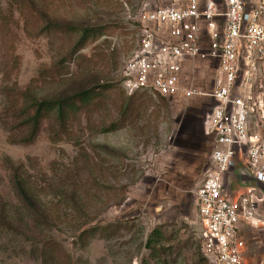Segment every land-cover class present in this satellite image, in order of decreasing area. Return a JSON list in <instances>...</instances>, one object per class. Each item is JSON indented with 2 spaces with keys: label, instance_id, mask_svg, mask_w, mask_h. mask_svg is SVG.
I'll list each match as a JSON object with an SVG mask.
<instances>
[{
  "label": "rangeland",
  "instance_id": "rangeland-1",
  "mask_svg": "<svg viewBox=\"0 0 264 264\" xmlns=\"http://www.w3.org/2000/svg\"><path fill=\"white\" fill-rule=\"evenodd\" d=\"M145 1L0 0V116L5 87L30 84L38 99H47L113 85L103 93L102 108L90 110L87 119L77 116L69 138L52 141L43 131L32 144L11 143L0 121V264H199L194 190L212 148L203 129L206 99L161 101L147 92L134 99L132 123L107 128L125 105L122 65L135 46L134 19ZM46 20L104 31L70 55L79 32L69 39L46 33L40 30ZM59 59L65 71L57 75ZM39 71L54 80L40 81ZM211 73L196 63L192 75L202 84ZM20 162L36 194L30 201L14 188ZM259 212L264 217V202ZM115 222L123 225L115 235L97 233L84 245L79 240L81 230ZM155 227L163 236L150 253L146 242ZM244 235L260 260L264 224ZM45 245L54 253L43 252Z\"/></svg>",
  "mask_w": 264,
  "mask_h": 264
},
{
  "label": "built area",
  "instance_id": "built-area-1",
  "mask_svg": "<svg viewBox=\"0 0 264 264\" xmlns=\"http://www.w3.org/2000/svg\"><path fill=\"white\" fill-rule=\"evenodd\" d=\"M134 20L121 87L206 99L213 146L194 190V234L208 264H248L240 225L264 224V0H149ZM196 63L214 69L210 88L192 75ZM237 167L245 181L231 184Z\"/></svg>",
  "mask_w": 264,
  "mask_h": 264
},
{
  "label": "trees",
  "instance_id": "trees-1",
  "mask_svg": "<svg viewBox=\"0 0 264 264\" xmlns=\"http://www.w3.org/2000/svg\"><path fill=\"white\" fill-rule=\"evenodd\" d=\"M42 15L45 17L43 12ZM40 30L46 33H56L60 38L66 37L68 39L76 32H79L78 38L69 51L71 55V53L83 48L86 43L88 44L96 40L104 31V27L95 25L84 28L80 32V30L77 31L76 27L73 25L60 24L55 21L46 20V23L42 25ZM54 68L57 75L61 74V68H64L65 71V67L61 65V60ZM37 78L42 82H48L46 80L52 79L53 76L39 71ZM112 86L113 85L110 83H102L83 88L66 96L47 99H38L36 93L31 89L30 84L24 89L5 87L3 91L5 94V106L2 110L0 121L8 133L7 138L11 143L23 145L32 144L43 131L47 132L48 138L52 141L60 140L63 137L69 138L74 132L73 124H75L77 116L84 114L87 119L90 110L102 108L105 103L103 93L113 88ZM122 93L126 94L123 89ZM145 93L147 92L144 90H134L132 93L126 94L127 98L125 105L120 109L118 118L113 120L107 128L109 130H114L121 125L132 123V115L136 110L134 99L138 96H143ZM157 98L161 101L165 99L162 96H157ZM22 166V162L14 166V188L21 198L30 201L36 194L33 188L29 186L30 180L21 175ZM69 179L73 187H77L78 183L76 176H70ZM79 185L81 184L79 183ZM122 226L123 225L118 222L108 223L102 226H91L80 231L78 234L79 240L82 245H84L89 237L97 233L105 237L113 236L118 233ZM162 236L163 234L158 227H155L150 232L149 239L146 242V246L150 249V253L154 251L156 248L155 245L160 242ZM50 249L54 253L52 245H45L43 247V252L50 251ZM198 263L208 264L201 253Z\"/></svg>",
  "mask_w": 264,
  "mask_h": 264
},
{
  "label": "crops",
  "instance_id": "crops-1",
  "mask_svg": "<svg viewBox=\"0 0 264 264\" xmlns=\"http://www.w3.org/2000/svg\"><path fill=\"white\" fill-rule=\"evenodd\" d=\"M204 66V68H206V70H209V71H211L212 70V73H211V75H212V77H213V72H214V69L210 66V67H206L205 65H203ZM212 77H210V78H212ZM203 80V79H202ZM204 81H205V85L204 86H207V85H209L210 84V79L208 78V79H204L203 80V82L202 83H204ZM210 86H211V84H210ZM206 89H208V88H206ZM212 146H213V143H212ZM212 149V148H211ZM209 158H210V155H209ZM242 169H240V168H235L232 172H231V176L229 175L228 177H229V179H230V181H231V184H234V180L236 181H245V174L244 173H240V171H241ZM234 186V185H233ZM195 210H196V208H195V204H194V213H195ZM246 228H248V226L247 225H245V224H241L240 225V233H241V235H242V237L244 238V240H245V244H246V246H245V252H244V254H245V259H246V261H247V263L248 264H257V263H259L262 259H264V255L262 256V258L260 259V260H258L257 258H255L254 256H252V252H251V247H252V245L253 244H249V243H247L246 242V239H245V230H246ZM250 242H252V241H250Z\"/></svg>",
  "mask_w": 264,
  "mask_h": 264
}]
</instances>
